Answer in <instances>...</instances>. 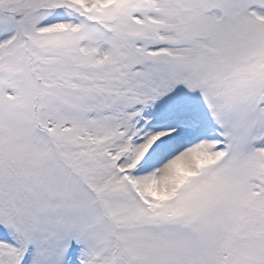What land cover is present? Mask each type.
I'll list each match as a JSON object with an SVG mask.
<instances>
[{
    "label": "snow or ice",
    "instance_id": "6c2138e0",
    "mask_svg": "<svg viewBox=\"0 0 264 264\" xmlns=\"http://www.w3.org/2000/svg\"><path fill=\"white\" fill-rule=\"evenodd\" d=\"M0 264H264V0H0Z\"/></svg>",
    "mask_w": 264,
    "mask_h": 264
}]
</instances>
